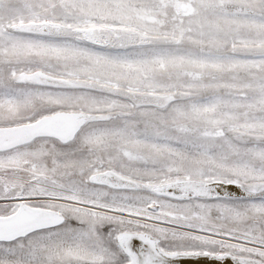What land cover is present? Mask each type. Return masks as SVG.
<instances>
[{"label":"snow or ice","instance_id":"1","mask_svg":"<svg viewBox=\"0 0 264 264\" xmlns=\"http://www.w3.org/2000/svg\"><path fill=\"white\" fill-rule=\"evenodd\" d=\"M0 264H264V0H0Z\"/></svg>","mask_w":264,"mask_h":264}]
</instances>
